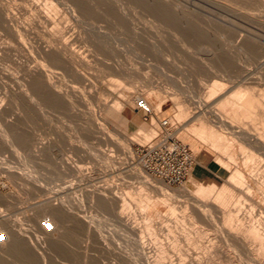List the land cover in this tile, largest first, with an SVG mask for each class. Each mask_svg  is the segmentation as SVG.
I'll list each match as a JSON object with an SVG mask.
<instances>
[{
    "label": "rangeland",
    "instance_id": "374dc122",
    "mask_svg": "<svg viewBox=\"0 0 264 264\" xmlns=\"http://www.w3.org/2000/svg\"><path fill=\"white\" fill-rule=\"evenodd\" d=\"M133 1L0 0V4L11 10V25L14 28L22 25L21 27L29 26L30 29L24 31L23 37L19 38L12 27H6L0 22V82L3 85L0 88V101L5 104L4 119L0 121V128L8 127L9 131L7 136L0 133V216H5L8 222L16 224L24 235L35 242L38 233L32 229V221L29 219L36 210L34 204L37 205L48 197L62 196L72 200L80 192L87 195L93 190L106 191V194L113 198L118 211L124 202L128 204L125 214H116L112 209L106 208L102 211L86 198L85 209H90L92 214L98 217L101 214L103 216H100L99 222L103 220L101 224L105 225H101L100 231L110 234L103 235L108 238H103L107 243L98 236L88 239L85 228L69 222L65 230V241L62 243L50 245L45 235L40 234L41 237L43 235L40 241L47 242L41 243L39 251L47 256L59 254L58 258L62 256L59 260L66 264H147L156 257L154 254L158 252V246L163 245L168 249L164 255L165 261L173 264H190L192 259L205 258L209 253L215 254L216 251L219 252L220 258L211 264H248L251 260L247 249L229 244L230 241L227 243L222 237L227 231L222 224L220 213L213 212V219L197 217L196 224L187 217L183 206L187 199L185 195L178 194L184 183L182 186H169L161 181L167 185L163 186L164 188L169 186L171 196L167 204L160 202L159 209L140 206V198L147 202L145 196L151 195L152 191L156 192L152 185L143 183V179L141 181L140 177L131 173L130 169L134 165L139 167L137 147L140 143L131 141L130 133H134L142 121L151 128V118L155 117L159 130L154 136L165 138L163 134L173 131L169 137L177 138L188 145L192 154L194 150L201 153L210 151L212 157L221 153L220 156L228 164L226 173H232L235 168H239L247 185H252L249 194L246 193V182L243 186L245 192H234L229 206L237 215L234 224L256 223L254 225L264 236V189L263 192L260 191V186L264 188V182L259 185L251 177L260 174L259 176L264 178V157L260 159L261 156L257 152L248 147H241L231 134L227 135L230 146L226 153L213 151L210 145L193 136L185 139L180 133L181 129L177 130L178 125L169 118L176 107L174 98L189 107L190 112L185 117L187 119L201 110L215 109L218 105V95L230 86L236 88L247 82L243 86H253L257 91L264 90V0H252L250 6H246H249L247 9L239 0H178L181 5L187 2V6L182 5L181 8L198 7L202 9V14H205L196 19L191 16L193 21L190 18L192 14L188 13L191 10L186 9V14H190L188 20L191 19L188 21L184 17L191 23L187 25V29L182 28L188 24L183 18L179 21L181 19L177 20L178 17L175 16L170 18L172 20L165 21L166 19L153 10L151 3H148L150 0ZM72 8H76L79 13L77 11L74 14ZM39 10H42L41 14ZM44 12L50 15L51 20L44 18ZM66 25L71 26L66 37L73 40L72 47L83 55V62H78L76 67L64 62L51 65L40 54L42 30L45 27L56 30ZM250 32L256 35L260 44L249 43L244 39V35L248 36ZM42 65L49 66L52 71L53 80L59 85L60 97H64L62 100L60 97L59 100L55 97V100L46 90L44 95L32 96L35 99L29 98L30 95H11L13 88L18 93L21 89L29 88L28 85L23 86V83L28 84V68ZM112 79L120 80L128 90L125 91L123 86H114ZM215 82L226 86H223L221 91V88L214 86ZM157 88L167 98L162 112L133 115L132 108L125 106L128 96H122V92L146 97L152 89ZM30 91L28 90L29 94ZM65 94H68L67 99ZM42 95L48 96L44 98ZM150 97L155 101V97ZM116 102L122 110L120 121L126 119L130 123L126 131L116 126L121 124L119 121L114 122V119L108 117L107 111ZM164 120H168V123L162 124ZM258 126L264 127V124L258 123ZM130 142L134 156L125 148ZM211 155L206 161L208 165L212 162ZM132 157L136 164L131 165ZM82 170L86 179L78 172ZM26 178L28 181H25ZM157 180H151L153 185L158 184ZM29 185L33 188L28 187ZM37 185L41 191L35 190ZM128 191H136L135 196L139 199L131 196L129 198L126 194ZM159 196L162 197V194L159 193ZM123 197L127 200H122ZM172 206L177 208L175 215L170 212ZM45 219L51 220L50 215L42 218L40 223ZM145 223L153 233L148 232L149 228L145 229ZM128 226L139 229L143 227V233L137 231L138 234H135L131 227L129 232ZM54 232L53 234L57 235L58 231ZM139 232L142 236H139ZM186 233L192 238L190 236L186 240ZM59 234L60 232L58 236ZM1 238L0 233V264H42L29 252H14L16 255L12 257L3 251L5 246L1 243ZM136 239L138 244L143 243L147 249L145 258L141 251L139 252L140 247L136 244ZM84 249L88 251V257L84 256ZM223 252H226L227 256ZM233 257L235 260H232V263Z\"/></svg>",
    "mask_w": 264,
    "mask_h": 264
},
{
    "label": "bare ground",
    "instance_id": "6f19581e",
    "mask_svg": "<svg viewBox=\"0 0 264 264\" xmlns=\"http://www.w3.org/2000/svg\"><path fill=\"white\" fill-rule=\"evenodd\" d=\"M131 1H133V0H131ZM139 1L140 0H138V2ZM142 1H144V0H142ZM239 1H241V3H242L241 5H243L245 7V9H247V8H249V6L251 4L250 2L252 0H239ZM134 2L135 1H133V3ZM148 3H151L153 10H155L156 13L160 17L166 19L165 21H168L170 18H174L176 16V17H178L177 20L181 19L179 21H182V18H183V20L187 23L188 21H190L193 18L196 19V17H198V16L200 18L201 15H202V17L205 15L204 13L202 14V12H201L202 9H200L198 7L194 8V9L188 7L191 10V12H188V13H190L192 15H190V14L187 15L186 12L189 9L186 8V9H188L186 11V9L181 8V7H183L182 5H184V7H186L187 5L185 6V4L187 2L183 3L181 5V4H179L180 2L178 0H150ZM135 4H137V3H135ZM248 4H249V6L246 8V6ZM41 11L42 10H39V14H41ZM77 11L78 10L76 8H72V12L74 14H76ZM44 13H45L43 15L44 18L51 20L50 15L46 12H44ZM78 13H79V11H78ZM189 15H190V18H191V16L193 17L190 20H188ZM160 17L158 18V20L160 19ZM184 17L187 18L188 21ZM206 18L208 19V17H206ZM206 18H204L205 21H207ZM211 19H212V17H211ZM170 20H172V19H170ZM11 21H13V16L11 15V10H9V8H7V6H5L4 4H0V22L3 25H5L6 27H12L13 31L15 32V34L18 35L19 38L23 37L24 31L30 30L29 26L21 27L22 25L20 27L16 26L17 28H14V26L11 25ZM160 21H162V20H160ZM193 21H194V19H193ZM209 23H211V22H209ZM181 24H183V23L181 22ZM190 24L191 23L188 22V24H186V26L182 27V28L187 29V25H190ZM241 25H242V23H241ZM31 27L32 26H30V28ZM40 27H42V26H40ZM226 27H230V26H226ZM189 29L191 30L192 28L189 27ZM69 30H71V26H69V25L68 26L66 25L64 27H59V29H56V30L48 28V27H45V29L42 30V32H41L42 43L39 45V49L41 52L40 54L42 55L44 60L49 62L51 65L55 64V63H60V62L63 63L64 62V63H70L72 66L76 67V66H78V65H76L78 62H83V57H82L83 55L81 56L72 47V41L73 40L66 37V34ZM193 30L194 29H192V31ZM236 30H238V28H236ZM233 31H234V29H233ZM239 31L240 30H238V32ZM232 36H236V35H232ZM241 38H243V37H241ZM244 39L248 40L249 43H259L257 41L256 35H254L252 33L249 34L248 36L244 35ZM246 40H244V42H246ZM239 43H240V41H239ZM230 46H231V43H230ZM253 46H254V44H253ZM233 47H234V45H233ZM254 48L252 50H254ZM262 53L263 52H261V54ZM245 58H246V56H245ZM232 59L234 60V58H232ZM235 59H236V55H235ZM241 60H242V58H241ZM245 62H246V60H245ZM260 62H261V60H260ZM243 67L241 69H243ZM218 68H220V67H218ZM26 75L28 76L27 82L24 79L23 80H24V82H26L28 84L23 83V86L28 85L29 88H27V86H26L27 89H21L20 90L21 92H19V93H18V91H16L13 88L11 90V95H13V96L22 95L25 97L30 95L29 98L30 97L34 98L36 96L35 94H43V93H45V90H46L50 93V95H52L51 97H54V99H55V97L58 99V97L61 96L60 91H59L60 89L58 88L59 85H57L54 82L53 74H52V71L49 69V66H43L42 65L40 67L39 66L30 67L27 69ZM0 81H2V80H0ZM112 81H113L114 86H116V87L123 86L124 87V84L120 80H118V79L113 80L112 79ZM246 83H244V84L242 83V84L245 85ZM243 85L239 86V87L236 86V88L235 87L230 88V87H232V86H230L228 89H224L223 86H226V85H223V83H220V82H215L214 86L217 89L221 88V91H222V89H224L221 93L219 92L220 95H218V97H217V100H218L217 107H215V109L201 110L198 113H194V114L192 113L193 115H191L187 119H185V117L190 112L189 107L185 103L178 101L177 98H174L175 99L174 105L176 107L173 108L174 113L169 118L171 119V121H174V123L178 125L177 130L179 131L181 129L180 133L183 135V137L185 139H188V138L190 139V136H193L196 139H199V140L203 141L204 143H207L208 145H210V147H211V149H213V151L218 150V151H222V152L226 153V151L228 150V148L230 146V143L227 140V135L231 134L236 139V141L239 142L241 147L250 148L253 152H257L258 155L261 156L260 159H263L262 157H264V127L258 126V123H260L262 125L264 124V90L263 91H257L253 86H247V85L243 86ZM1 86H3V85H1V82H0V88H1ZM124 88H125V91L128 90V88H126V87H124ZM134 88H135V86H134ZM28 90H31L30 91L31 94H29ZM125 91L122 92L121 95L122 96H128L126 103H125V106L128 105L132 108L133 115H136V114L138 115L140 113H146L145 111L139 110L136 106L137 101L140 97L137 95H133V94L131 95L130 93H126ZM43 95H42V97H44ZM32 96H34V97H32ZM150 96L155 97V101L151 100ZM46 97H44V98H46ZM65 97H66L65 99H67L68 94H65ZM44 98H42V99H44ZM60 98L59 99L62 100L64 97L63 98L60 97ZM145 98L147 99L152 112L155 111V112L160 113L163 111V106L166 103L167 98L161 90H159L158 88L152 89L151 92H149ZM44 100L47 101V99H44ZM135 110H137V112ZM167 111H169V110H167ZM4 112H5L4 101L3 102L0 101V121H2V119H4ZM107 112H108V117L111 119H114L115 120L114 122L119 121L118 123H121L120 125H116L119 128H122L123 130L125 129L124 131H126L130 127V123L128 122V120H126V119L122 120L121 119V121H120V119H119L122 116V110L120 109V105L118 104V102H116L112 106V108H110V110H108ZM114 124H116V123H114ZM99 126H101V125H99ZM158 130H159V125H158L155 117H152L151 118V128L148 127V125L145 121H142L140 123V125H138V127L136 128V131H134V133H130L132 135V137L130 139L133 142H137L140 144H147L156 138V136H154V135L157 134ZM8 132H9L8 127H5V128L1 127L0 128V133H2L3 135L7 136ZM172 133H174V132L172 131V132H169L165 135L163 134V136L166 138V137H169L170 135H172ZM160 134H162V133H160ZM120 143H122V142H120ZM130 145H131V142L128 143L127 145H125V148L130 153L131 156H134L132 148ZM211 154H212V152H210V151L206 152V153L197 152L195 150L193 151L192 156H193L194 165L192 166V169H191V172L189 175L190 177L184 183L183 186L181 185L182 187L178 190V194L185 195V197L187 199L186 201H184V204H183L185 214L187 213V215H188L187 217L191 221H193V222L195 221V224H196V218L197 217L199 218L200 216H203L204 218H206V220L208 219V217H210V219H213L212 218L213 212L220 213L222 224L227 231V233L222 234V237H224L225 241L227 243L230 241L229 244L238 245L237 247H239V246H241V247L243 246V248L245 247V249H247V251H248V254L250 255L249 260H251V262H252V263L248 262V264H264V236L260 233L257 226L254 225L256 223H254V224L251 223L249 225H242L240 223L234 224V219L237 218V215H235L233 213L234 209L229 208L230 204L232 203V199L234 197L233 196L234 192L235 191L237 192V190L245 192V190H244L245 188L243 187L244 183L246 182L244 175L239 168H235V170L232 173H226V170L228 168V164L220 156L221 153H220V155H217V156L213 155V157ZM210 155L212 158V162L210 165H208L206 161H207V158L210 157ZM132 160L133 161L131 162V165L136 164L134 157H132ZM140 162L137 163L139 165V167L134 165V167H132L130 169L131 173H133L135 176L140 177L141 181L144 180L143 183H148V184L152 185V188H153V190H155L154 192H156V193H153V191H152L153 194L151 193V195H149V194L146 195L145 200H147V202H144V199H142V198L139 199L137 196H135V194H137L136 191L135 192L128 191L126 194H128V197L131 196V197H134L135 199L137 197L139 199L138 202L140 203V206L142 208L153 207L155 209H159V203L163 202V203L167 204L168 199L171 196V194L169 193L170 191H168L169 186L164 188L163 186H167V185H164L159 180L156 181V183L158 182L157 185H153L152 181H154L155 179L151 178L146 173V171L144 170L142 162L141 163ZM80 167H78V169ZM80 170H81V168H80ZM78 172H80L83 179H86V174L83 172V170H82V172L81 171H78ZM259 175L254 174L251 177L257 184L262 185L264 182V178H262V176H259ZM263 176H264V174H263ZM29 178H31V177H29ZM27 179L28 178H26L25 181H28ZM39 180H41V179H39ZM159 182H161V184H163V185H161ZM43 185L41 184V186H43ZM246 185H247V182H246ZM30 186L32 189L33 186L29 185L28 187H30ZM251 187H252L251 184H248L246 186V189H247L246 193H248V191L251 190L250 189ZM38 188H39L38 185H37V189H35V187H34L35 190L41 191V189H38ZM42 188L45 189L44 187H42ZM260 189H261L260 191L263 192L264 188H262L260 186ZM170 190H172V189H170ZM158 192L160 194H162V197L159 196ZM86 198H88V201H91L95 207L101 209L102 211H104V209H106V208L108 210L112 209L113 211L116 212V214L117 213L118 214H125V212L128 211V210H126L128 208L127 202H124V204L120 207V211H118V208L116 207L115 202L112 200L113 198L109 197L108 194H106V191L96 192L93 190L91 193H89L87 195L80 192V194L76 195L74 197V199H72V200H68L62 196L60 198L48 197L44 200H41L40 202L38 201L39 203L37 205L34 204V206H36V210L29 216L30 221H32L31 222L32 227H33L32 229H34V231L38 233V234L36 233L37 234V237H36L37 240L35 242L30 237L24 235L22 230L20 228H18L16 224L8 222L5 218V216H3V217L0 216V233L2 234L1 243L5 246V249L3 251H5L9 255H11L12 257H15V255H16V254L15 255L13 254L14 252H17L20 254H25V253L27 254L29 252L31 255H33L35 257V259L39 260L42 264H66V263H63L62 261L59 260L62 257V256H59V258H58L59 254L58 255L56 254L53 256L49 255L50 256L49 257V256L45 255L44 252L41 253V251H39L38 247L41 245V243H43V242L46 243L47 241H48V244H50V245L51 244L56 245L57 243L64 242L65 241V230H66V226L69 222H73L75 225L82 226V228H85L86 232H87L88 239L91 238L92 236H94V237L98 236L105 243L106 240L104 241V239L106 237L104 238V236L110 235V234H107V232H105L106 234L105 233L103 234L102 233L103 231L102 232L100 231L101 225L103 224V223L101 224V222L103 220L102 221L100 220L101 222H99V218H100V216L103 217L101 214L102 212L100 213L101 215H99V217H98L97 215H93L92 211L90 209H89L90 211L88 209L86 210L85 209V207L87 206L86 205L87 204ZM124 198H126V197H123L122 200H125ZM151 198H153V200H151ZM55 200H57V202ZM236 206H238V205H236ZM90 208H92V207H90ZM97 208H94V209H97ZM176 210H177V208L175 206H172L170 208L171 214L175 215ZM141 211H142V209H141ZM263 211H264V209H263ZM93 213H95V212H93ZM48 214L50 215L51 221H52L53 226H54L53 231H55V232L58 231V233L60 232L59 236H58V233L56 235V234H53V231H46L42 228L40 220L42 218H45ZM118 216H120V215H118ZM123 217H124V215H123ZM126 218L127 217H125V219ZM103 219H105V217ZM189 219H188V221H189ZM113 221H115V220H113ZM115 222L119 223V221H115ZM103 225H105V224H103ZM127 225H130V224H127ZM132 226H130V227H131V229H133L132 232L134 231L133 233H135V234H138L137 231H140V232L143 231V227H142V229H139L138 227L132 228ZM145 226L144 227L147 230L149 228V226H147V224ZM151 226H152V224H151ZM121 227H122V225H121ZM130 227L128 228V230L130 229ZM131 229L129 230V232L131 231ZM149 230H150V228H149ZM149 230H148V232H151V230L150 231ZM205 231H207V230H205ZM140 232H139V236H142V234L140 235ZM151 233H153V232H151ZM40 234L45 235V238L47 241H40L41 238L43 237V235L41 237ZM190 236H191L190 234H187V233L184 234V237L186 240H188L190 238ZM197 237H199V236H197ZM112 238H114V237H112ZM191 238H192V236H191ZM106 239H108V238H106ZM135 241H136V244H138L137 239ZM225 241H223V242H225ZM220 243H221V241H220ZM175 244H177V243L175 242ZM175 244L172 243L171 245H173L176 248ZM138 245L140 247L139 252L141 251L142 255L144 256L143 258H145L147 255V251H146L147 249H146L145 245H143V243L138 244ZM173 246H172V248H173ZM222 246H224V245H222ZM222 248H224V247H222ZM227 249H228V247H227ZM84 250H85L84 256L88 257V251L86 252V249H84ZM167 250L168 249L166 247H164L163 245L158 246V250H157L158 252H156V254H154V255H156V257L153 258L152 261L150 260L149 262H147V260L145 259L147 264H173V263H169V262L165 261L164 255L166 254ZM221 250L222 249H220V253L222 252ZM242 250H244V249H242ZM223 251H225V249ZM216 252H215V254L209 253L208 256H206L205 258H194V257H192L194 259H192L190 261V264H211V262L215 263L217 258H220L219 254H218L219 252L218 253H216ZM225 253H224V255L227 256L226 255L227 253L226 254ZM245 253H246V250H245ZM178 255H180V254H178ZM181 257H180V259L182 261ZM245 257H247V256H245ZM227 258L230 259L229 256ZM18 260H20V259H18ZM224 260H225V258H224ZM226 260H228V259H226ZM232 260H235L234 257H233V259H231V261ZM14 261L17 262L16 259ZM172 261H173V259H172ZM20 262H21V260H20ZM13 263L15 264V262H13ZM232 263H233V261H232ZM137 264H140V263H137ZM183 264H184V262H183ZM187 264H189V263H187Z\"/></svg>",
    "mask_w": 264,
    "mask_h": 264
},
{
    "label": "built area",
    "instance_id": "2783aa9c",
    "mask_svg": "<svg viewBox=\"0 0 264 264\" xmlns=\"http://www.w3.org/2000/svg\"><path fill=\"white\" fill-rule=\"evenodd\" d=\"M136 106L139 110L152 112L145 97H140ZM167 123L168 120L162 122ZM137 148V158L151 177L169 186L181 185L188 179L193 166L192 152L188 145L177 138L156 137L147 144L138 145ZM41 226L46 231L54 230L49 219L43 220Z\"/></svg>",
    "mask_w": 264,
    "mask_h": 264
}]
</instances>
